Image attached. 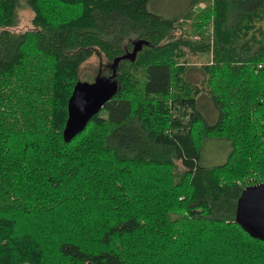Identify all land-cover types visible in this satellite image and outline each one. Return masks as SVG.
Returning a JSON list of instances; mask_svg holds the SVG:
<instances>
[{
  "label": "trees",
  "instance_id": "1",
  "mask_svg": "<svg viewBox=\"0 0 264 264\" xmlns=\"http://www.w3.org/2000/svg\"><path fill=\"white\" fill-rule=\"evenodd\" d=\"M41 1L0 0V264H264L236 222L245 179L264 173V0H190L172 18L156 0H77L60 23ZM24 7L33 29L11 30ZM95 50L118 89L66 141ZM199 136L227 138L229 157L206 166Z\"/></svg>",
  "mask_w": 264,
  "mask_h": 264
},
{
  "label": "rangeland",
  "instance_id": "2",
  "mask_svg": "<svg viewBox=\"0 0 264 264\" xmlns=\"http://www.w3.org/2000/svg\"><path fill=\"white\" fill-rule=\"evenodd\" d=\"M66 1L68 2V3L66 2L67 4L65 3L57 4V2L50 3L51 0H42L41 1L42 13L46 17H48L51 23H60L69 20L73 16L75 17L76 15L78 16L83 11V7H81V4H79L77 0H70V1L66 0ZM189 1L190 0H156L154 3L150 1L149 9L163 15L164 17L172 18L184 12L187 9ZM195 5H197L196 8L198 9V7H203L207 5V2L204 1L201 4L195 3ZM56 6L57 8H55ZM38 8L39 10L41 9L40 7ZM33 16H34V10H32L31 8L24 7L19 9L17 12V17H18L17 24L15 27H12L11 30L22 32L33 29L31 22ZM188 24H190V22H188ZM195 37L197 38V36ZM148 53L149 52H146L145 55L142 57L143 60H147L149 58ZM190 54L191 52L186 50V54H185L186 59L188 58V56H190ZM184 58H181L180 61H184L183 60ZM111 62L112 61H109L108 58H106L105 55L100 53L98 50L93 51L92 54L86 59V61H84L81 64L78 70V81L94 82L99 75L102 76L101 72L103 75L110 76L111 74L110 73L108 74L107 67L111 64ZM140 63L141 64H138L137 66H135L134 69H132L131 82H130L131 84H129V89L131 93L139 90L144 82L143 75L140 74L138 71H135L144 66L143 62ZM259 64L260 63L257 64V67H261ZM5 77L8 78V76L4 75V78H2L1 80H5L6 79ZM235 91L238 92L236 89ZM131 95L132 94H130V98L134 96ZM233 95L235 99H238L239 93L237 94L234 93ZM107 128L108 127L104 126V130ZM202 140L203 137L201 138V136H199L197 142L198 143L202 142V146H201L202 161L208 163V165L206 166L219 165L220 163L223 162L224 159H226V157L227 158L229 157L231 151H229V145L226 144L227 138L217 137V138H209V139L207 138L204 141ZM226 153L228 154L226 157H224ZM147 175L149 176L150 174L148 173L146 174V176ZM245 180H246L245 183L248 185L261 182L262 180L264 181V173L259 175L253 174L247 177ZM30 223L31 222H29L28 220L26 221L25 225H29Z\"/></svg>",
  "mask_w": 264,
  "mask_h": 264
},
{
  "label": "water",
  "instance_id": "3",
  "mask_svg": "<svg viewBox=\"0 0 264 264\" xmlns=\"http://www.w3.org/2000/svg\"><path fill=\"white\" fill-rule=\"evenodd\" d=\"M146 40L134 42L132 52L114 59L119 62L135 57L143 45H148ZM110 76H98L94 82L78 81L68 101V118L63 129L66 141L80 133L90 119L97 114L104 104L111 99L118 89V84ZM236 222L250 236L264 242V181L249 185L244 188L236 211Z\"/></svg>",
  "mask_w": 264,
  "mask_h": 264
},
{
  "label": "crops",
  "instance_id": "4",
  "mask_svg": "<svg viewBox=\"0 0 264 264\" xmlns=\"http://www.w3.org/2000/svg\"><path fill=\"white\" fill-rule=\"evenodd\" d=\"M226 144H227V145H229V143H228V142H226ZM230 150H231V149H230V146H229V151H230ZM227 154H228V153H226V154L224 155V157H226V156H227Z\"/></svg>",
  "mask_w": 264,
  "mask_h": 264
}]
</instances>
